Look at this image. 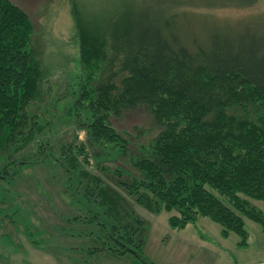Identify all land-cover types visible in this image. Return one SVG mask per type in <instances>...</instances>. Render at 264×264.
Segmentation results:
<instances>
[{"label":"trees","instance_id":"1","mask_svg":"<svg viewBox=\"0 0 264 264\" xmlns=\"http://www.w3.org/2000/svg\"><path fill=\"white\" fill-rule=\"evenodd\" d=\"M70 3L82 75L75 99L61 108L76 125L73 138L57 145L54 122L41 106L50 74L33 44L32 19L12 0H0V179L11 164L20 172L21 165L44 163L52 154L67 172L82 169L78 155L86 145L79 130L106 154L127 155L131 134L113 120L129 109H147L156 130L130 159L135 171L117 170L119 185L149 210L176 211L169 218L173 228L208 217L224 236L236 232L248 246L243 215L264 232V212L250 201L264 200V34L256 22L241 31L213 28L207 44L192 48L180 34L179 16L185 6H208L199 0H172L162 15L122 0L114 16L95 21L84 18L78 0ZM81 174L102 184L97 195L115 215L110 221L93 215L107 230L103 247L149 264L142 252L145 220L124 208L118 191L100 177Z\"/></svg>","mask_w":264,"mask_h":264},{"label":"rangeland","instance_id":"2","mask_svg":"<svg viewBox=\"0 0 264 264\" xmlns=\"http://www.w3.org/2000/svg\"><path fill=\"white\" fill-rule=\"evenodd\" d=\"M12 1L30 15L38 59L50 74V82L46 84L49 95L41 106L46 118L54 122L51 134L59 145L71 140L75 132L76 125L69 124L71 117H64L61 108L75 99L72 93L77 89V77L82 75L71 3L70 0ZM131 1L139 9L147 8L158 15H162L166 3L172 2ZM199 1L214 7L185 6L179 16L180 34L190 47L207 44L210 31L216 27L241 31L256 22L257 31L264 34V0ZM251 2L254 3L250 5ZM118 3L122 4V0H78L84 18L92 21L114 16ZM113 122L120 131L131 134L128 154H106L107 150L90 144L86 133L79 130L86 153L78 157L84 171L91 177H100L104 185L118 191L124 208H133L145 220L147 230L142 252L149 264H264L263 229L245 215L248 246H241L236 232L224 236L222 226L208 217H199L196 223L177 229L169 223L170 216L178 215L176 211L163 208L154 212L138 204L119 185L121 176L117 170L126 174L135 171L130 159L136 155L138 145L152 137L156 127L148 110L142 108L129 109ZM30 151L28 148L24 153ZM53 152L59 155L56 149ZM52 156L41 164H23L20 172L16 170L19 164H11L8 177L0 179V264H147L135 253L118 255L119 252L103 247L100 236L104 237L107 230L98 218L93 220V215L109 221L114 220L115 215L105 212L107 205L97 195L98 186L102 184L82 177L83 170L79 166L75 173L67 172ZM250 201L264 212V200ZM118 247L116 245L115 249Z\"/></svg>","mask_w":264,"mask_h":264},{"label":"crops","instance_id":"3","mask_svg":"<svg viewBox=\"0 0 264 264\" xmlns=\"http://www.w3.org/2000/svg\"><path fill=\"white\" fill-rule=\"evenodd\" d=\"M244 264H257V263H247V262H246V263H244Z\"/></svg>","mask_w":264,"mask_h":264}]
</instances>
